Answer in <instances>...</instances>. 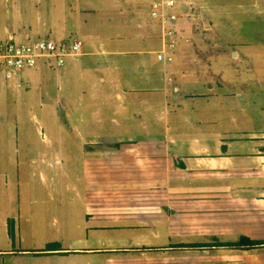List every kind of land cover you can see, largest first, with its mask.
<instances>
[{
    "label": "crops",
    "instance_id": "1",
    "mask_svg": "<svg viewBox=\"0 0 264 264\" xmlns=\"http://www.w3.org/2000/svg\"><path fill=\"white\" fill-rule=\"evenodd\" d=\"M180 7L186 46L201 25L217 51L159 61L146 15L130 24L134 40L88 43L68 62L59 140L83 155V192L70 197L81 211L66 213L51 248L0 250V264H264V0ZM10 34L0 27V41ZM19 214L5 206L0 227L22 243L32 216Z\"/></svg>",
    "mask_w": 264,
    "mask_h": 264
},
{
    "label": "rangeland",
    "instance_id": "2",
    "mask_svg": "<svg viewBox=\"0 0 264 264\" xmlns=\"http://www.w3.org/2000/svg\"><path fill=\"white\" fill-rule=\"evenodd\" d=\"M38 3L39 0H0V27L7 26L11 38L17 41L25 40L22 37L27 35L33 39L79 38L84 41L86 50L88 43L91 48H98V43L106 38L134 40L137 35L130 24L136 17L144 21L148 15L144 4L129 0H46L44 4ZM122 25L126 33L120 30ZM198 27H194L196 34L187 46L180 32L179 50L175 53H185L186 48L194 53H212L219 49L212 36H207L201 25L200 32L197 31ZM178 29L180 31L179 26ZM39 70L24 73L25 87L22 89L8 85L3 90L4 82L0 78L3 91L0 96V213L7 206L9 212L32 216L30 223L21 221L22 243L16 235L3 237L0 227V250L16 253L51 247L43 242L59 229H66L62 220L66 223L69 219L66 213L77 208L70 197L76 190L83 192L81 185L85 179L82 152L74 149L69 155L68 146L64 147L59 140V135L67 138L69 132L67 123L60 120L62 105L59 106L62 99L71 100L72 97V88L68 89L72 84L65 74L67 66L62 70ZM238 115L244 120V114L238 112ZM6 196L16 200L6 202ZM77 211L81 210L77 208Z\"/></svg>",
    "mask_w": 264,
    "mask_h": 264
},
{
    "label": "built area",
    "instance_id": "3",
    "mask_svg": "<svg viewBox=\"0 0 264 264\" xmlns=\"http://www.w3.org/2000/svg\"><path fill=\"white\" fill-rule=\"evenodd\" d=\"M144 4L148 10L147 20L159 26L161 48L157 59L164 62L167 54L179 47L181 33L178 24L182 15L181 0H129ZM85 51L82 39L54 40L50 38H14L0 41V78L7 85L20 89L25 83L24 73L39 68L63 69L68 62L80 58Z\"/></svg>",
    "mask_w": 264,
    "mask_h": 264
},
{
    "label": "trees",
    "instance_id": "4",
    "mask_svg": "<svg viewBox=\"0 0 264 264\" xmlns=\"http://www.w3.org/2000/svg\"><path fill=\"white\" fill-rule=\"evenodd\" d=\"M10 236H15V232H14V227H13V225L11 224L10 225ZM252 245H254V246H259V245H261L260 243H255V244H252ZM51 248V247H50Z\"/></svg>",
    "mask_w": 264,
    "mask_h": 264
}]
</instances>
